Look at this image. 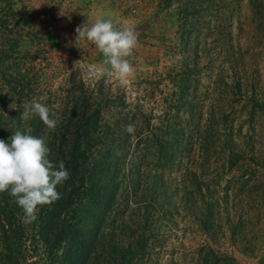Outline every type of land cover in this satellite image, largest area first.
<instances>
[{"label": "rangeland", "instance_id": "374dc122", "mask_svg": "<svg viewBox=\"0 0 264 264\" xmlns=\"http://www.w3.org/2000/svg\"><path fill=\"white\" fill-rule=\"evenodd\" d=\"M98 19L138 33L125 81ZM29 127L70 178L29 225L0 193V264H264V0H0V139Z\"/></svg>", "mask_w": 264, "mask_h": 264}, {"label": "clouds", "instance_id": "9594fccd", "mask_svg": "<svg viewBox=\"0 0 264 264\" xmlns=\"http://www.w3.org/2000/svg\"><path fill=\"white\" fill-rule=\"evenodd\" d=\"M76 41L87 40L105 58L119 80L134 75L135 69L128 57L138 46V33L131 26L118 29L109 20L98 19L90 27L85 23L75 29ZM105 70L99 69V74ZM39 117L43 124L54 131L60 123L56 113L36 99L25 100L21 121ZM32 129L17 128L7 140L0 139V193L8 192L13 202L23 211L22 223L29 225L37 220L39 209L61 199L58 186L70 178L63 161L54 164L44 137L32 135ZM129 134L135 132L132 124L126 126Z\"/></svg>", "mask_w": 264, "mask_h": 264}, {"label": "trees", "instance_id": "16d2710c", "mask_svg": "<svg viewBox=\"0 0 264 264\" xmlns=\"http://www.w3.org/2000/svg\"><path fill=\"white\" fill-rule=\"evenodd\" d=\"M7 216V215H6ZM46 217H49L48 215H46V213L43 214V219H46Z\"/></svg>", "mask_w": 264, "mask_h": 264}]
</instances>
